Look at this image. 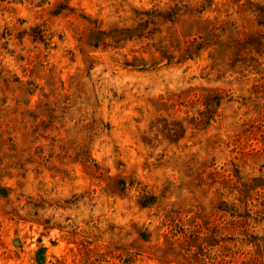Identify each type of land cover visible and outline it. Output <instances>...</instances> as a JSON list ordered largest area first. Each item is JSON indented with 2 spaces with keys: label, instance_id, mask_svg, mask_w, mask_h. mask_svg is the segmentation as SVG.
<instances>
[{
  "label": "rangeland",
  "instance_id": "1",
  "mask_svg": "<svg viewBox=\"0 0 264 264\" xmlns=\"http://www.w3.org/2000/svg\"><path fill=\"white\" fill-rule=\"evenodd\" d=\"M0 264H264V0H0Z\"/></svg>",
  "mask_w": 264,
  "mask_h": 264
}]
</instances>
